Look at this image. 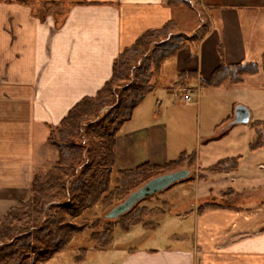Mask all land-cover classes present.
I'll list each match as a JSON object with an SVG mask.
<instances>
[{"label":"crops","instance_id":"crops-1","mask_svg":"<svg viewBox=\"0 0 264 264\" xmlns=\"http://www.w3.org/2000/svg\"><path fill=\"white\" fill-rule=\"evenodd\" d=\"M211 4L218 7L207 13L210 29L196 51L184 47L157 72L166 74L170 69V92L183 84L201 89L200 83L210 80L221 60L227 66L260 64L264 0H212ZM168 22L186 34L199 26L192 9L170 7L165 0H0V218L27 199L34 175H44L55 164L57 152L47 143L49 131L80 101L103 88L125 48L144 32ZM187 73L192 78L179 82ZM257 75L264 79L261 71L251 76ZM243 78L234 85L242 84ZM148 97L117 133L115 172L144 164L163 166L182 152H193L192 148L181 151L173 133L169 138L167 125L154 115ZM252 117L250 110V121L264 120L261 112ZM230 120L227 116L217 124ZM245 131L237 132L244 152L254 158L264 154V147L250 150L254 134ZM218 135H208L203 144L221 141ZM240 157L235 171L209 172L213 164L202 178H192L195 199L190 205L181 204V192H174L161 200V206L148 208L162 213L151 217L153 222L145 219L147 227L121 232L124 238L116 243L113 237L102 251L92 245L79 263H73L264 264V191L237 189V185L253 186L264 177V159L242 172ZM230 158L236 157L224 159ZM199 161L195 153L193 167L201 173ZM211 173V184L221 188L219 194L228 190L231 203L199 212V205L212 203L205 202L207 190H200V183ZM201 191L200 200L195 195ZM170 203L175 211L169 213ZM172 214L187 223V235L179 234L185 232L183 226L176 230L170 226Z\"/></svg>","mask_w":264,"mask_h":264},{"label":"trees","instance_id":"trees-1","mask_svg":"<svg viewBox=\"0 0 264 264\" xmlns=\"http://www.w3.org/2000/svg\"><path fill=\"white\" fill-rule=\"evenodd\" d=\"M165 1L170 7L192 9L199 19L198 28L186 34L168 22L141 34L116 58L111 77L103 88L94 97L80 101L49 131L47 143L56 150L57 160L44 175L33 176L27 199L0 218V264H47L85 232L95 249L105 250L113 242L117 227L123 233L134 227H147L145 219L162 213L160 209L136 205L118 219L106 220L107 212L148 180L183 166H193L195 153L182 152L163 166L144 164L130 171H114L120 128L153 92L151 80L162 65L186 46L196 51L210 29L207 13L218 7L211 4L212 0ZM219 55L222 59L220 49ZM260 71L264 75V53L260 64L227 66L221 60L210 80L201 82L200 86L234 85L244 76ZM191 78V73L182 74L179 82ZM251 127L254 142L250 150L253 151L264 147V120L252 122ZM237 167L238 158H230L207 170L228 173ZM217 206L205 203L197 211ZM97 208L101 212L99 216L93 212ZM86 253L87 249L79 250L73 261L79 263Z\"/></svg>","mask_w":264,"mask_h":264},{"label":"rangeland","instance_id":"rangeland-1","mask_svg":"<svg viewBox=\"0 0 264 264\" xmlns=\"http://www.w3.org/2000/svg\"><path fill=\"white\" fill-rule=\"evenodd\" d=\"M256 62L259 63V60H256ZM167 70L169 71L166 74L164 72L156 73L154 75L151 80V83L154 86V91L149 95L147 100L152 103L154 115H157V118H160V123L167 125L169 138L173 133L175 139L178 140L179 149L182 151L192 148V151L196 153V156H199V164L201 171L203 172H196V170H194L195 167L193 166L189 168L183 166L174 171L186 169L190 172V178L200 179L198 175L207 173L205 169L208 166L213 165L226 157L237 158L238 155H241L239 161L243 160L242 168H240L242 169V172L247 171L244 169L249 168L250 165H255L260 161H263L262 159H264V154H260L255 158L250 157L246 152H244L243 143L238 142L237 140L239 137H237L238 131L244 132V130H246V134L248 131L251 134H254L251 127L253 120H251L247 125L233 126L227 130L224 135H222L221 141H217L216 143H214V141H208L206 144H203V142H205V137L211 134L220 133V131L229 123V121L224 122L221 126H218L217 123H219V120L227 116L232 120L233 111L238 105H244L249 111L252 110V119L256 117V112H261L264 116V88L261 87L264 84V79L262 75L244 77L243 83L238 85L224 84L217 89L209 86L202 87L201 89L199 88L197 91L193 92L192 101L186 102L183 99V93L177 88H174L171 92L168 91L167 87L168 85H171L169 83H171L170 77L172 76L170 75V69ZM182 87H184V84ZM255 172L260 175L259 170H256ZM209 176L210 177L207 181L200 183V190H207L205 202L208 201L215 204L231 203L229 198V196H231L230 192L227 190L222 194H219L221 188L211 184L210 178L211 176H214L213 173ZM182 186L186 188L182 189ZM193 187L194 183L190 181L174 184L166 190L140 201L137 204V207L152 208L155 206H161V200L164 197L172 195L174 192H181L182 196H180L179 199L181 204L190 205L193 202V198L195 199L193 195ZM237 189H247L249 191L259 192L264 191V177H260L258 182L253 183V186H244L240 188L239 185H237ZM197 195L200 200L204 197V193L202 191L198 194L196 193L195 196L197 197ZM172 205L173 203L169 204V213L171 211H175V207H172ZM238 205L245 206L246 204L238 203ZM93 212L96 216L101 214L99 208L95 209ZM177 217L178 216L176 214H172L170 217V226L173 230H176L180 225L183 226L185 232L179 234L187 235V223H182L179 219H177ZM153 221H155V218L146 219V222L149 223ZM113 237L115 240L114 242L117 243L124 238V235L117 227L114 230ZM92 245V242L88 239V233L85 232L83 235L75 238L64 252L57 255L47 264H74L73 258L78 255L79 250L88 249Z\"/></svg>","mask_w":264,"mask_h":264},{"label":"water","instance_id":"water-1","mask_svg":"<svg viewBox=\"0 0 264 264\" xmlns=\"http://www.w3.org/2000/svg\"><path fill=\"white\" fill-rule=\"evenodd\" d=\"M250 123V111L244 105H238L233 111V118L220 131V133L232 128L235 125H247ZM190 172L186 169L165 173L148 180L145 184L130 193L126 199L113 207L104 216L106 220H116L120 216L128 213L140 201L156 195L167 188L177 184L189 177Z\"/></svg>","mask_w":264,"mask_h":264},{"label":"built area","instance_id":"built-area-1","mask_svg":"<svg viewBox=\"0 0 264 264\" xmlns=\"http://www.w3.org/2000/svg\"><path fill=\"white\" fill-rule=\"evenodd\" d=\"M180 91L183 93V99L186 102H190L192 101L193 98V92L197 91V90H191L189 88H187L186 86L181 87Z\"/></svg>","mask_w":264,"mask_h":264}]
</instances>
